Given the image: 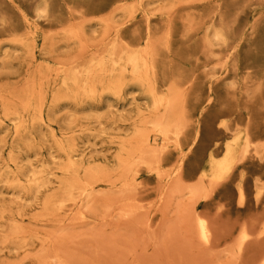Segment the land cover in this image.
<instances>
[{"label":"rangeland","instance_id":"obj_1","mask_svg":"<svg viewBox=\"0 0 264 264\" xmlns=\"http://www.w3.org/2000/svg\"><path fill=\"white\" fill-rule=\"evenodd\" d=\"M0 264H264V0H0Z\"/></svg>","mask_w":264,"mask_h":264},{"label":"bare ground","instance_id":"obj_2","mask_svg":"<svg viewBox=\"0 0 264 264\" xmlns=\"http://www.w3.org/2000/svg\"><path fill=\"white\" fill-rule=\"evenodd\" d=\"M215 34H216V33H215ZM218 36H219V34L217 35V37H218ZM215 40H216V39H215ZM114 51H115V49H114ZM143 51H144V50H143ZM112 53H114V52H113V49H112ZM142 54H144V53H142ZM128 56H129V55H128ZM134 56H135V55H134ZM130 59H131V58H130ZM130 59H129V60H130ZM132 59H133V58H132ZM132 59H131V61H132ZM138 59H139V58H138ZM119 60H120V59H119ZM142 60H143V59H142ZM120 61H121V60H120ZM133 61H134V62H133V66H134L135 60H133ZM129 62H130V61H129ZM143 64H144V61H143ZM111 65H112V64H111ZM114 65H115V64H114ZM135 66H136V64H135ZM114 67H115V66H114ZM114 67H113V68H114ZM134 69H136V67H134ZM136 71H137V70H136ZM133 72L135 73V71H133ZM87 73H88V72H87ZM87 73H86V75H87ZM132 75H133V73H132ZM74 76H76V75H74ZM71 77H72V76H71ZM73 78H75V77H73ZM74 80H76V79H74ZM72 82H74V81H72ZM72 82H71V83H72ZM73 84H74V83H73ZM63 85H64V87H65V84H63ZM83 85H84V84H83ZM117 85H119V84L117 83ZM82 91H83V88H82ZM150 91H151V90H150ZM88 93H89V92H88ZM99 96H100V95H99ZM38 120H39V119H38ZM15 122H17V120H16ZM34 174H35V173H34ZM202 224L204 225V223H201V224H200V229H199V230H200L199 233H201L200 236H204V234H205V229L203 228V226H201ZM204 227H205V225H204ZM206 236H207V234H206ZM245 236H246V235H245ZM243 237H244V236H243ZM244 238H245V237H244ZM204 239H205V238H204Z\"/></svg>","mask_w":264,"mask_h":264}]
</instances>
